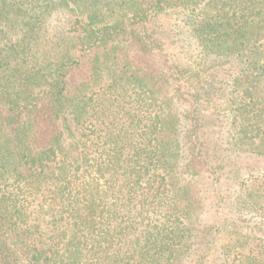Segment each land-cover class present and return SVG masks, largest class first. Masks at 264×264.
I'll list each match as a JSON object with an SVG mask.
<instances>
[{
  "label": "trees",
  "instance_id": "16d2710c",
  "mask_svg": "<svg viewBox=\"0 0 264 264\" xmlns=\"http://www.w3.org/2000/svg\"><path fill=\"white\" fill-rule=\"evenodd\" d=\"M0 264H264V0H0Z\"/></svg>",
  "mask_w": 264,
  "mask_h": 264
},
{
  "label": "rangeland",
  "instance_id": "374dc122",
  "mask_svg": "<svg viewBox=\"0 0 264 264\" xmlns=\"http://www.w3.org/2000/svg\"><path fill=\"white\" fill-rule=\"evenodd\" d=\"M152 22L155 25V36L163 43L164 52L166 54V58L169 61L168 66L171 68V71L176 72L186 67L188 58H190V45L192 42L186 35L187 33H185L180 20H177L174 15L169 12L168 14L156 15ZM52 25L57 26L60 24L58 23V20L53 19ZM175 30H179V33L176 34ZM184 34L187 38L184 36ZM187 39L189 42L187 41ZM214 126V119L208 112L204 115L203 118V130L204 135L207 137V141L214 134ZM210 200L211 198L206 199V204H209V209L211 207H214L213 202ZM213 221V219H208L207 223L199 225L196 228V233L198 235V239L200 240V242H198V245H201L207 241L209 237L208 234L211 231V227L213 225ZM195 251L199 252L200 250H198V248L196 247Z\"/></svg>",
  "mask_w": 264,
  "mask_h": 264
}]
</instances>
